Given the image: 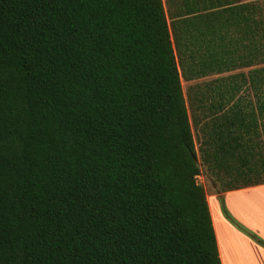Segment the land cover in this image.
<instances>
[{"label":"trees","instance_id":"16d2710c","mask_svg":"<svg viewBox=\"0 0 264 264\" xmlns=\"http://www.w3.org/2000/svg\"><path fill=\"white\" fill-rule=\"evenodd\" d=\"M263 64L259 0H0V264H222L197 176L264 183Z\"/></svg>","mask_w":264,"mask_h":264},{"label":"crops","instance_id":"0c3cea01","mask_svg":"<svg viewBox=\"0 0 264 264\" xmlns=\"http://www.w3.org/2000/svg\"><path fill=\"white\" fill-rule=\"evenodd\" d=\"M234 1L238 3L255 0ZM249 69L242 68L233 72H248ZM220 195L223 196L226 208L237 225L223 213L218 201ZM208 200L222 264H264V246L242 229L264 240V183L221 192L216 196L212 195Z\"/></svg>","mask_w":264,"mask_h":264},{"label":"rangeland","instance_id":"374dc122","mask_svg":"<svg viewBox=\"0 0 264 264\" xmlns=\"http://www.w3.org/2000/svg\"><path fill=\"white\" fill-rule=\"evenodd\" d=\"M180 1L181 0H164L165 7H166L167 11H169V12L173 11L175 9V7L178 6V3ZM259 1H261V3L264 6V0H259ZM169 21L171 22V19H169ZM215 77H216V75H211V76H207L204 78L195 79L193 81H187L184 78H182L184 92H185V95H186L188 101L190 102L191 97H196V91H195L194 87H196L197 85H202L203 83H205V82H207V81H209ZM196 135H197V132H196ZM197 180H198V182L203 184V186L205 187L208 199H211L212 195L216 196L218 194V192H217L219 189L218 184H215L213 181H211V179H209L207 176H205L204 173L198 175ZM218 201H220V206L222 207L221 200H218Z\"/></svg>","mask_w":264,"mask_h":264},{"label":"water","instance_id":"95a60500","mask_svg":"<svg viewBox=\"0 0 264 264\" xmlns=\"http://www.w3.org/2000/svg\"><path fill=\"white\" fill-rule=\"evenodd\" d=\"M198 166H200V165L198 164Z\"/></svg>","mask_w":264,"mask_h":264}]
</instances>
